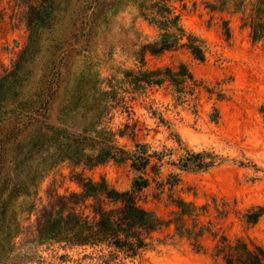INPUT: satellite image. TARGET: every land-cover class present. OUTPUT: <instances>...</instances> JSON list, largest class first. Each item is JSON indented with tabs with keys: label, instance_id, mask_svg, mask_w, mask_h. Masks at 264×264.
Instances as JSON below:
<instances>
[{
	"label": "rangeland",
	"instance_id": "374dc122",
	"mask_svg": "<svg viewBox=\"0 0 264 264\" xmlns=\"http://www.w3.org/2000/svg\"><path fill=\"white\" fill-rule=\"evenodd\" d=\"M213 2L169 0L182 26L203 40L204 61L195 60L184 48L146 56L148 67L185 63L203 86L197 90L196 98L181 103L173 100L167 86L153 87L143 94L125 85L117 98L106 104L101 118L102 125L115 132L128 125L127 132L133 130L151 150L166 153L158 182L168 173L178 172L172 163L183 153L182 146L211 152L221 159L207 171L179 172L181 181L173 191L174 196L203 206L198 218L211 233L202 236L201 251L193 250L186 238L173 234L172 227L156 232L163 243L135 259L121 254L116 257L105 247L70 248L39 241V211L47 204L51 191L78 190L71 180L73 172H83L95 180L103 177L117 189L128 188L133 176L127 165L112 161L91 169L73 167L57 160L55 148H43L28 150L35 159L32 163L24 161L20 154L14 161L12 170L21 195L9 204V235L1 236L0 264H224L214 251L222 236L232 242L241 238L264 247V214L254 223L249 221L256 208L264 206V41L250 40L241 12L232 6L222 12L210 10ZM83 3L84 0H0V137L6 119L22 107L24 100L39 92L59 61L65 62L67 93L52 113L54 122L62 127L88 122L89 117L80 111L84 92L95 84L98 87V82L111 74L109 66L118 68L120 56L116 53L108 58L103 47L97 46L73 59H62L64 43L79 21ZM109 24L111 35L119 27L136 29L151 37L157 34L131 3L111 14ZM226 26L230 29L228 37ZM125 64L134 66L129 60ZM82 74H87L90 82L83 83ZM76 88L83 96L78 103L68 95ZM101 88L107 89L104 83ZM174 134L181 140L180 145ZM118 142L132 145L128 138H119ZM156 186L152 182L145 191V205L167 218L174 207L165 187L161 193L153 194L160 190Z\"/></svg>",
	"mask_w": 264,
	"mask_h": 264
},
{
	"label": "trees",
	"instance_id": "16d2710c",
	"mask_svg": "<svg viewBox=\"0 0 264 264\" xmlns=\"http://www.w3.org/2000/svg\"><path fill=\"white\" fill-rule=\"evenodd\" d=\"M213 1L210 10L222 12L232 6L242 13V25L248 27L250 40L253 43L264 41V0ZM127 3H131L140 17L156 29L154 37L125 27H119L115 35L110 34L109 16ZM78 20L64 43L62 59H73L74 55L85 53L91 47L102 46L108 58L119 54V67L109 66L111 74L101 79L98 87L95 84L96 87L84 92L86 97L80 111L89 119L82 126L62 127L56 125L52 116L67 93L64 61L55 63L53 73L39 92L24 100L22 107L6 119L0 137V242L1 236L9 235L7 215L10 201L21 195L12 170L16 157L21 155L24 161L32 163L35 159L30 157L28 150L55 148L57 160L67 161L73 167L91 169L112 161L127 165L133 176L128 188L117 189L103 177L95 180L83 172H73L71 180L77 184L78 190L51 191L47 204L39 211L36 230L39 241L70 248L105 247L116 257L121 254L124 258L135 259L163 243L156 232L172 227L173 234L186 238L193 250L201 251L202 236L211 233L198 218L203 206L174 196L173 191L181 181L179 172L207 171L221 159L211 152L193 151L182 146L183 153L176 163H172L178 172H170L158 182L156 178L160 177L166 153L151 150L148 143L137 139L133 130L127 132L128 125L115 132L102 125L101 118L106 104L116 99L125 85L133 92L143 94L150 88L167 86L173 100L181 103L193 101L197 90L203 86L185 63L148 67L146 56L156 57L166 51L184 48L195 60L202 62L205 59L203 40L182 26L180 15L173 11L169 0H84ZM225 35H230L228 26ZM128 60L133 61L134 66H127L125 62ZM86 75L80 76L85 84L90 82ZM103 83L107 89L101 88ZM68 95L77 103L83 99L77 88ZM70 105L73 106L72 102ZM173 137L180 145L177 134ZM119 138H128L132 145L120 144ZM37 165H33V169ZM152 182L160 189L153 194L161 193L164 187L168 192L174 208L167 218L145 205L148 196L145 191ZM262 214L264 206H258L249 221L256 222ZM214 251L224 264H264V247L241 238L232 242L222 236Z\"/></svg>",
	"mask_w": 264,
	"mask_h": 264
}]
</instances>
